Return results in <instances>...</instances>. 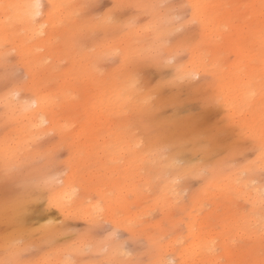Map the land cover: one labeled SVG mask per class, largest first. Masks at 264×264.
I'll list each match as a JSON object with an SVG mask.
<instances>
[{
  "label": "rangeland",
  "instance_id": "1",
  "mask_svg": "<svg viewBox=\"0 0 264 264\" xmlns=\"http://www.w3.org/2000/svg\"><path fill=\"white\" fill-rule=\"evenodd\" d=\"M34 2L41 7L35 8L39 14L34 15L33 21L35 23L41 21L43 26L51 28L49 33L44 32L46 34L32 37V49H24L27 41L19 40V36L27 40L20 23H16L14 18L9 20L0 10V25H4L3 29L0 28V56L9 54L14 62L19 64L24 74L29 76L28 82L19 89L18 101L9 100L6 103L5 97L9 89L0 85V175L3 172L5 150L10 148L11 153L15 154L21 164L18 176L22 181H31L37 175L51 178L50 190L41 200L34 199L25 214L27 227L24 231L32 234L30 242L41 245L50 237L61 239L64 234H68L72 236V240L87 244L102 239L106 235L104 228L111 225L124 232L130 243L141 238L146 242H156V259L176 258L181 260V264L184 260L212 264L217 257L213 254L206 255L208 252L205 249L213 240L219 241V247L230 249L223 253L229 264L242 258L247 250L243 247L232 249L230 238L233 236L238 238V227L246 220L252 219L249 215L252 209L247 202L255 198V188L252 187L251 181L258 180L259 177L249 176L238 184L232 182L227 186H217L216 191L204 196L202 183L198 182L195 175L203 166L200 161L207 159L202 151L204 146L192 143L193 137L189 129H184L175 137L151 131L169 123V117L177 108L184 109L181 113L184 120L196 119L201 115L204 111L200 104L201 98L190 95L189 84L178 82V75L193 71L194 67L199 68L201 75H204L203 68L198 62L194 65L192 55L183 51V43L173 41L170 46L167 45V34L176 27L170 21L167 9L159 10L154 17H150L144 10L129 11L125 15L117 16L113 23H108V14L112 5L230 4L249 3L250 0H55V2L34 0ZM0 3L11 4L10 0H3ZM52 3L70 6L63 10L57 21L60 26L55 29L50 16L47 18L45 12H41L45 8L49 9L48 5ZM82 5H95L98 10L90 17L79 18L76 14L81 11ZM85 20L90 23H85ZM93 29L107 31L111 35L107 40L93 37L91 34ZM253 31L256 38L252 36ZM64 34L75 37L80 45L73 48L69 43L68 47H65L62 41L53 48L50 44L53 36ZM47 35L49 38L42 46H38L39 38ZM213 35H219L221 39H205ZM258 35V29L234 24L226 13L216 19L207 33H197V39H204V43L196 57L210 55L218 65L214 73L219 74L210 78L223 81L215 84L210 89V94L227 96L228 92L222 91V84L227 82L231 85L238 79L240 73L252 70L253 61L259 59L261 44ZM188 42L196 43V40ZM150 46L157 48L160 53L157 63L152 65L156 73L153 87L156 85L160 87L154 94L155 98L150 106L144 104V96L137 95L129 101L127 96L121 97L119 93L117 94L118 91L98 87L106 81H115L118 76L122 79H127L128 76L122 67L123 57L113 59L105 57L116 49L123 52L130 47L146 49ZM173 57L175 64L168 65L166 62ZM2 74L0 71V76ZM36 80L48 82L46 94L49 97L54 98L71 89L75 98L62 108H58L51 100L44 102L43 112L35 117L38 121L32 123L19 110L18 104L26 101L34 104L31 99L36 90L34 86ZM201 86L207 87V82L201 80L200 84L191 85L193 88ZM93 104L106 111L103 115L98 111L90 117L93 125L87 128L85 135V117L89 116L87 110L91 109ZM32 107H36V104ZM58 111L62 115L54 120V114ZM212 111L219 114L213 115L211 123L222 121L224 127L230 126L226 119L228 115L246 124H253L260 117L256 108L252 112L244 113L243 116L239 109L231 113H226L223 108ZM63 120H71L81 125L73 134L76 137L83 136L81 147L96 146L103 150L107 146H112L124 153L122 163L114 168L117 179L105 191L106 200L119 198L117 205L120 208L119 215L114 214L107 204L104 212L96 213L85 203L95 194V190L86 191L82 187L78 189L73 200L64 203L63 210L56 205V201L63 203L65 191L74 186L72 176L65 174L63 169L36 163L51 144L47 142V138L36 142L34 137L52 133ZM6 124L10 133L7 143ZM175 139L179 141L175 142ZM59 140L60 137L57 136V142ZM137 144L140 145L139 148L135 147ZM165 147L171 149L166 154L167 159L163 158L165 154L162 149ZM249 147L250 145L242 138H223L219 144L211 146L212 152L219 153L211 164L216 166L218 173L223 170L224 175L238 174L242 166L252 158L248 156ZM174 157L185 160V165L176 166L173 163ZM193 164L198 167L193 169L191 167ZM178 179L180 183L174 184ZM233 179L235 180V176ZM154 189L158 190L157 194H150ZM113 190L116 191V197L108 195ZM49 197L52 199V206H49ZM0 201L3 202L2 192ZM206 203L212 204L211 209L204 208L203 215L193 225L195 219L192 216L193 207L199 211ZM80 209H84L87 214L97 215L99 223L86 225L84 218L77 215ZM210 216L218 221L219 229L207 226ZM49 221L52 223L48 224ZM130 223L139 226L130 228ZM3 235V218L0 217V259H4ZM163 237L167 239L161 241ZM183 241L187 243H182ZM62 243L71 241L62 240ZM180 252H186L187 255L181 258ZM256 258L258 259V255ZM77 259L81 260V264H87L88 256Z\"/></svg>",
  "mask_w": 264,
  "mask_h": 264
},
{
  "label": "snow or ice",
  "instance_id": "2",
  "mask_svg": "<svg viewBox=\"0 0 264 264\" xmlns=\"http://www.w3.org/2000/svg\"><path fill=\"white\" fill-rule=\"evenodd\" d=\"M18 5L0 3L2 10L9 20H12L13 13ZM39 9L41 5L34 6ZM50 9V18L53 22V28H57L60 24L58 19L62 16L63 10L70 7L69 5L52 3L48 5ZM81 11L76 15L79 18H87L96 12L95 5H82ZM167 9L169 19L176 25L167 34V45H171L173 41L183 43V51L188 52L193 57L194 65L198 62L204 70V75H201L199 68L194 67L193 71L183 72L178 75V82L189 84V94L200 97V104L204 110L196 119L184 120L181 117L183 108H177L171 117L169 123L158 128L151 129L156 133H164L165 135L178 136L184 129H189L193 137L192 143L204 146L202 151L207 159L201 160L199 172L195 173L198 177V182L202 183V193L207 196L208 193L217 190V186H227L232 182L240 183L246 180L249 176H258V180H252L251 185L255 188V198L249 200L247 204L252 211L249 215L251 220H246L238 229V238L233 236L230 238L232 249L243 247L247 251L244 256L238 260H234L231 264H264V0H259L258 3H230V4H206V3H190V4H137V5H112L109 9L108 23L115 22L117 16L125 15L129 11L144 10L150 17H154L159 10ZM211 13V15H210ZM227 14L234 24H243L254 29H258L261 38V47L259 50V59L253 61L254 67L250 72L244 71L239 74L238 79L231 83L227 96L210 94V89L217 83H222V80L210 78L214 73V69L218 67L214 63L210 55H202L197 58L196 53L201 49L204 39H197V33H207L215 24L216 19ZM39 14V13H37ZM94 19H99L95 18ZM85 23L90 21L85 20ZM62 23V22H61ZM47 27V25L43 26ZM46 33L41 32L40 35ZM93 37H100L107 40L110 33L100 32L96 29L92 30ZM205 39L219 40V35L205 37ZM196 40V43L188 41ZM68 47L69 43L73 48L78 47L80 42L73 36L68 34L54 35L50 44L53 48L61 42ZM5 47L7 42H5ZM95 51V49H93ZM159 50L153 46L146 49H137L130 47L121 52L116 49L112 54L105 57L113 59L123 57L122 67L127 71V79L116 77L115 81H106L98 87L103 89H111L113 92L119 93L121 97H128L131 101L134 96H144V104L150 106L154 100V94L160 85L153 87V81L156 79V73L153 71L152 65L157 63ZM175 58H170L166 63L168 65L175 64ZM51 63V61H49ZM258 65V67H256ZM64 66V65H62ZM0 85L9 89L5 97V102L9 100L18 101L20 98V88L27 83L29 76L25 75L19 64L15 63L9 54L0 56ZM207 82V87L201 86L198 88L191 87L192 84H200V81ZM36 95L39 98L32 106L38 104L41 100L48 102L51 100L62 108L70 100L74 99L71 89H68L61 95L49 97L47 93L48 82L44 80H36L34 84ZM223 108L226 113L239 109L243 116L246 112H252L256 108L260 117L253 124L241 123L239 120H234L230 115L226 119L230 122V126L224 127L222 121L211 123L213 109ZM27 111V107L25 108ZM89 116L85 117V135L87 128L93 125L90 118L92 115L100 112L103 115L105 109H100L93 104L91 109L87 110ZM60 111L54 114V120L61 117ZM81 125L74 123L71 120H63L58 128L52 133H46L45 136L34 137L36 142L44 141L51 144L43 155L36 161L38 164L63 169L65 174H71L73 185L66 190L63 196V203L56 201V205L63 210L64 203H68L75 198V195L80 187L86 191L95 190V194L85 202L96 213H102L106 210L107 204L114 214H120L119 198L106 200V188L114 184L117 179V173L114 168L121 164L124 158V153L115 150L112 146H107L100 150L96 146L81 147L83 136L76 137L73 134ZM139 134V133H137ZM10 133L8 125H5V142H8ZM57 136L60 140L57 142ZM223 138L233 139L242 138L248 148V156L252 157L242 166L238 174L229 173L223 174V170L217 172L215 165L211 161L218 152H212L211 146L219 144ZM135 147L139 148L137 144ZM171 149L165 147L162 152L165 154L164 159H167V153ZM173 163L176 166L183 167L186 163L180 157H174ZM193 169L198 165H191ZM21 170V164L17 161L14 153H11L10 148L5 150L4 167L2 175H0V192L3 193V203L0 206V216L3 218L4 225V259H0V264H81V260L77 257L88 256L87 264H181L180 259L165 258L163 260L156 259V242H146L138 239L134 242L125 238V233L118 228H113L108 225L104 228L106 235L102 239L87 244H81L79 240H72V236L64 234L61 239L56 237L48 238L41 245L31 243L32 234L24 231L27 227L25 219V210L30 203L35 200H41L44 195L50 190L51 178H46L37 175L31 181H22L18 176ZM235 176V180L233 177ZM179 179L174 184H179ZM259 187H256V185ZM247 186V185H246ZM63 187V184H61ZM175 191V189H173ZM158 190L154 189L150 194H157ZM111 197H116V191L108 193ZM95 201V203H93ZM49 206H52V199L49 197ZM199 203V200L197 201ZM212 204L206 203L201 206V210H197L194 206L192 209L193 225L198 218L203 215V209H211ZM78 216H82L86 225H97L99 217L97 215L87 214L84 209L77 212ZM155 213L153 214V216ZM49 221L48 224H51ZM47 225H45L46 227ZM138 224H129L130 228L138 227ZM207 226L213 229H219L218 221L210 216ZM193 230H195L193 228ZM87 235V230L85 231ZM83 238V237H81ZM167 239V237L161 238ZM63 241H71V243H62ZM133 243L135 246H133ZM180 243V242H178ZM182 243H187L183 241ZM219 241L213 240L211 245L205 249L217 257L212 264H229L223 253L230 250L229 248H221L218 246ZM179 255L183 258L187 255L186 252H180ZM258 255V259L256 256ZM35 257L34 259H29ZM183 264H199L198 261L184 260Z\"/></svg>",
  "mask_w": 264,
  "mask_h": 264
},
{
  "label": "bare ground",
  "instance_id": "3",
  "mask_svg": "<svg viewBox=\"0 0 264 264\" xmlns=\"http://www.w3.org/2000/svg\"><path fill=\"white\" fill-rule=\"evenodd\" d=\"M3 1V0H0ZM11 4L14 5H18V7L15 9L13 15H14V19L16 23H20L21 27L24 30V37L27 40H24L21 38V36H19V40L22 41H27V45L25 46L24 49H32L33 48V44H32V37L34 35H40L41 32H50V28L51 27H43V25L41 24V21L39 23H35L33 21V17L34 15L37 13V9H35V2L34 0H10ZM34 2V4H33ZM55 2V0H54ZM250 2H255L258 3L259 0H250ZM41 12H45L47 18L50 16V12L48 8H45L44 10H42ZM4 25L1 24L0 28L3 29ZM252 36L254 38H256V33L255 31L252 32ZM259 36V43L261 44V38L260 35ZM49 38V35L47 36H42L40 37V43L38 44V46H42V44ZM250 37L247 38V40H249ZM230 85L229 83L225 82L222 84V91L223 92H228ZM118 94V92H117ZM39 98L36 95V90H34V96L31 99L32 102L34 103L35 101H37ZM27 107V111H25V108ZM44 101L41 100L38 104H36V107H32V104L29 101L26 102H22L18 104V108L19 110L26 115V117L28 119H30V121L32 123H35V121H38L37 118H35L39 113L43 112L44 109ZM179 141V139H175L174 141ZM174 142V143H175ZM2 201H0V206H2ZM28 210V208L25 210V214L26 211ZM2 218V216H0ZM4 237V235H3ZM206 255L210 256L211 253H207Z\"/></svg>",
  "mask_w": 264,
  "mask_h": 264
}]
</instances>
